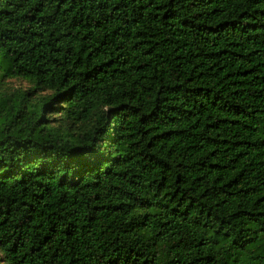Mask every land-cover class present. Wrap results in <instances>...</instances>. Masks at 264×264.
<instances>
[{"label":"trees","instance_id":"1","mask_svg":"<svg viewBox=\"0 0 264 264\" xmlns=\"http://www.w3.org/2000/svg\"><path fill=\"white\" fill-rule=\"evenodd\" d=\"M12 79L0 264H264V0H0Z\"/></svg>","mask_w":264,"mask_h":264},{"label":"rangeland","instance_id":"2","mask_svg":"<svg viewBox=\"0 0 264 264\" xmlns=\"http://www.w3.org/2000/svg\"><path fill=\"white\" fill-rule=\"evenodd\" d=\"M32 87H33L32 83L23 79H12V80H3V81L0 80V89L2 91H7L8 93L18 89L25 91L31 89ZM51 117L54 119L52 120L53 123L56 124L60 123L61 117L59 114H53ZM72 129H77V128L73 127Z\"/></svg>","mask_w":264,"mask_h":264}]
</instances>
